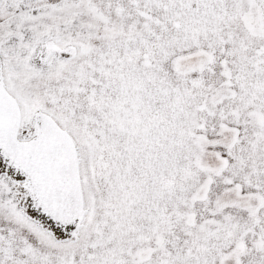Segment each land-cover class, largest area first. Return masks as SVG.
Listing matches in <instances>:
<instances>
[{
    "label": "snow or ice",
    "instance_id": "obj_1",
    "mask_svg": "<svg viewBox=\"0 0 264 264\" xmlns=\"http://www.w3.org/2000/svg\"><path fill=\"white\" fill-rule=\"evenodd\" d=\"M0 264H264V0H0Z\"/></svg>",
    "mask_w": 264,
    "mask_h": 264
}]
</instances>
